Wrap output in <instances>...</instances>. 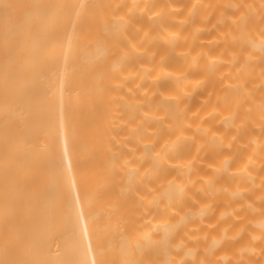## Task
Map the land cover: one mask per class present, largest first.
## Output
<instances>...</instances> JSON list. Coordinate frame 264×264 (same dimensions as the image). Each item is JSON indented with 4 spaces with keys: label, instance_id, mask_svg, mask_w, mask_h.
<instances>
[{
    "label": "bare ground",
    "instance_id": "obj_1",
    "mask_svg": "<svg viewBox=\"0 0 264 264\" xmlns=\"http://www.w3.org/2000/svg\"><path fill=\"white\" fill-rule=\"evenodd\" d=\"M0 264H264V0H0Z\"/></svg>",
    "mask_w": 264,
    "mask_h": 264
}]
</instances>
